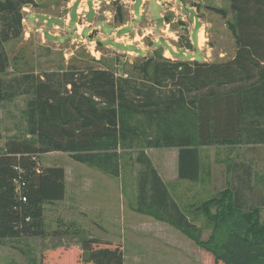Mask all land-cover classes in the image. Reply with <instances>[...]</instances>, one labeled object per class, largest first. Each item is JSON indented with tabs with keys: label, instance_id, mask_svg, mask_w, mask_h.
I'll list each match as a JSON object with an SVG mask.
<instances>
[{
	"label": "trees",
	"instance_id": "trees-1",
	"mask_svg": "<svg viewBox=\"0 0 264 264\" xmlns=\"http://www.w3.org/2000/svg\"><path fill=\"white\" fill-rule=\"evenodd\" d=\"M223 1L232 14L233 60L191 63L149 58L133 64L142 76L140 82L92 67L42 72L40 76L25 73L7 83L0 79V103L21 93L33 95L28 101L27 129L36 137L34 141L8 140L6 153L0 155V196L5 206L16 180L25 184L22 192L26 197L21 212L1 208L0 239L15 234L9 227L4 230L13 222H22L24 232L36 229L42 221V205L64 199V170L52 167L39 172L37 156L66 153L74 161L116 178L120 154L134 149L136 141L143 142V146L137 143L139 149L189 146L192 140L179 136L177 130L194 131L200 146L264 144V0ZM119 3L112 4L117 23L124 21ZM35 5L34 0L0 1V73L8 67L1 44L21 36V9ZM217 12L226 13L223 9ZM178 40L181 45L182 36ZM164 88L172 89L162 92ZM133 117H141L147 127L131 125ZM145 128L151 130V138H145ZM183 152L179 177L190 178L198 174V162L195 157L184 158L191 151ZM145 159L141 152L136 161L151 170ZM184 169L190 174L184 175ZM156 195L155 202L161 197ZM155 206L160 212V204ZM260 208L264 206H239L225 188L200 208L212 230L206 240L194 238L198 228L186 220L171 223L209 253L213 264H264ZM167 216L163 217L168 220ZM24 221L31 222L25 225ZM79 246L83 264H122L118 244L81 238Z\"/></svg>",
	"mask_w": 264,
	"mask_h": 264
},
{
	"label": "crops",
	"instance_id": "crops-1",
	"mask_svg": "<svg viewBox=\"0 0 264 264\" xmlns=\"http://www.w3.org/2000/svg\"><path fill=\"white\" fill-rule=\"evenodd\" d=\"M37 1L39 0H34L36 4L34 7L23 6L21 9L22 19H26V27L22 25L21 36L15 40L1 44L8 59L7 69L5 72L0 73L2 82L7 83L12 78L25 73H31L35 76H40L42 73L36 68L22 73H14L12 67H10L12 58L8 51V46L10 44L13 45V43L32 46L37 51L43 45L53 50L61 49L64 41L69 46H75V49L78 48L77 45L79 44L87 46L91 43V45L95 44V47L99 45L102 53L97 49L98 54L101 56L98 59L105 61V65H102L100 69L109 70H111L110 68L118 67L119 62H117V59H122L123 57L125 60L129 59L128 61L132 63L136 57L142 58L145 55L152 54L154 51H158L163 58H167L166 54H168L170 59L181 62L189 61L192 63L193 61H197L213 63L211 60H208L210 51H212V48L208 47L205 43L208 39L204 38V42H201V34L205 32V26L200 18V11L196 7V4L198 5L201 0H191L194 2V5L183 0H60L64 3L62 9L65 17L62 20L52 17L51 12L45 8H38L40 4ZM116 1H119L122 6L123 22H115V11L112 4ZM215 1L217 2V0ZM223 3L227 2L223 1ZM26 17L31 23L27 22ZM47 17L50 19L47 20V24L44 26L39 23H32L33 20H46ZM57 20H61L62 23L57 22ZM178 21L184 23L178 26V28L187 31L185 37L188 40L190 49H187L182 42L181 45H178L179 37L176 35L177 31L174 29V24ZM56 25L60 28V31L53 36H59V38H55L54 40L49 39L47 36L51 34L49 30ZM62 30L63 35H60ZM75 42L77 43L74 44ZM176 47L179 49L178 54L181 57L173 58L171 54L177 52ZM68 50H71V47ZM70 55H74V52L70 51ZM231 59L233 60V57L229 60ZM111 61L113 62L112 65L110 64ZM10 72L14 74H10ZM2 93L9 95L10 92ZM32 98L33 95L21 93L1 102L0 121L4 117L3 112L6 104H11L14 107L16 103L20 102L25 106L21 112L25 114L27 124L28 101ZM12 115L10 118H12ZM178 134L183 138H190L192 143L182 148L131 149L120 154L119 164L123 155L133 150H138L135 162L139 166V172L136 176L130 178L133 183V186L130 188L133 190V195L131 194L127 199L129 203H134V206L132 203L131 207L135 210H127L129 212L128 215L132 219H135L137 216L148 218L155 225L167 227L169 234H172L174 237L181 235L185 238V235L181 234L182 231L171 223L172 220L180 223L186 220L197 227L198 230L201 229L198 222L201 212L198 206H194V204H197V201H201L210 194L215 195L226 188L231 190L235 202L239 206L245 208H252L255 205L264 206V144L243 143L236 145L200 146L196 144L194 131L186 132L181 130L178 131ZM30 137L33 136L31 135ZM215 146L221 147L216 148ZM181 150L182 155L183 151H191L184 158L188 157L187 160H189L191 157H195V160L198 162V170L196 169V173L198 174L190 178L186 176L179 177ZM218 150L228 151V154H231L228 160H224L225 162H229L226 168L223 167L224 170L219 168L222 165L213 162ZM242 150L243 156L237 153L238 151L242 152ZM141 152H143L145 160L150 163L151 170H145V166L136 161ZM213 165H217V168ZM89 168L91 169V167ZM96 171L99 175L101 174L100 177H104L100 178V182H104L106 176L110 179L120 180L118 183L121 184L120 165L119 175L116 178L105 175L98 170ZM182 173L184 175L190 174L188 169H184ZM82 180V187L80 188V185L77 183L78 189H76L75 185V189H72L71 192L69 188V193L68 185H65L66 197L72 194L71 202H73V195L75 194L74 201L76 204L74 207L81 206L78 200H88L92 194L94 197L100 195L99 199L102 197L103 202L106 200V192L109 188L105 190L100 187L99 189H94L88 178L84 177ZM86 180L90 182L87 183L88 181L86 182ZM66 181L69 180L67 179ZM155 190H157L156 193L158 195L155 194ZM118 193L120 199H122L124 192L121 186H119ZM155 195L156 197L161 196L159 200L156 199V202ZM156 204H160V208H162L160 212L162 214L158 211L159 209L155 206ZM166 215H168V220L163 217ZM154 216H157L158 219ZM209 232L211 233V231ZM210 233L201 239L206 240ZM2 239L4 238L2 237L0 240ZM0 264H10V254H0Z\"/></svg>",
	"mask_w": 264,
	"mask_h": 264
},
{
	"label": "rangeland",
	"instance_id": "rangeland-1",
	"mask_svg": "<svg viewBox=\"0 0 264 264\" xmlns=\"http://www.w3.org/2000/svg\"><path fill=\"white\" fill-rule=\"evenodd\" d=\"M183 1L194 5V2L191 0ZM37 3L40 4L38 8H45L51 12L52 17L60 18L61 20L65 17L62 9L64 3L62 1L39 0ZM196 6L200 11V18L205 26V32L201 34V42H204V38H207L208 41H205V43L208 47L212 48L208 60H211L213 63L228 61L234 57L236 52L235 38L229 29L232 22V14L228 4L223 3L221 0H217V2L215 0H201ZM113 9H115L114 6ZM220 9L225 10L226 13L222 15L217 12ZM61 20H57V22L62 23ZM27 22L31 23L28 18ZM38 22L39 24H43V20L41 19ZM32 23H34V20ZM181 24L184 23L180 21L175 22L174 29L177 31L176 35L178 37L182 36V43L185 44L184 39H187L185 37L187 31L178 28ZM49 32L52 34L47 35L49 39L54 40L55 38H59V36H53L54 31L52 28ZM61 34L63 35V30ZM77 46L78 48L75 49V46H69L64 41L61 49L53 50L43 45L37 51L32 46L13 43V45L10 44L8 46V51L12 58L10 67H12L14 73H22L34 68L41 72H55L66 69L83 70L88 67L96 70L105 65V61L98 59L101 56L93 52L95 48L89 49L86 45L81 44ZM69 47H71V50H68ZM96 49L101 51L99 45H96ZM70 51L74 52V55H70ZM176 51V53L171 54L172 57H181L178 54V48ZM90 52H93L97 59L95 56L92 57ZM166 57H161L158 51H154L152 54L145 55L142 58L136 57L132 63L128 61L129 59L125 60L122 57V59H117V62H119L118 67L110 69L113 70L118 78L134 79L136 82H140L142 76L134 70L133 66L135 63L139 65L143 60L149 58L156 62H163V60H169L170 62L178 61L170 59L168 54H166ZM112 63L111 61L110 64L112 65ZM14 73L10 72V74ZM171 89L164 88L162 92H170ZM23 108L25 106L20 102L16 103L14 107L11 104H6L4 107V117L0 121L2 132L0 152L2 154L6 153L5 144L8 140L21 139L34 141L36 139L34 136L30 137L31 135L26 124V116L21 112ZM11 115L12 118H10ZM130 124L147 127L141 117L131 118ZM145 131L147 135L145 138L153 136L149 128H145ZM177 132L178 130L176 134ZM137 143L143 146V142L136 141L134 149L141 148L137 146ZM215 147L220 148L221 146ZM1 153L0 155H2ZM137 153L138 150H133L121 157L119 164L121 184L118 183L120 180L117 181L106 176L105 181L100 182V178L104 177H100L101 174L99 175L96 169L85 167L84 164L74 161L66 153L51 152L37 156L36 163L39 172L52 167L64 170V182L65 185H68V193L69 188L70 192L72 189H75V185L76 189H78L77 183L81 188L82 178L86 177L91 181L94 189H99L100 187L105 190L109 188L106 192V200L103 202L102 197L99 199L100 195L94 197L92 194L88 200H78L81 206L74 207L76 204L74 201L75 194L73 195V202H71L72 194L68 197L65 194L62 201L44 203L42 205V209H44L42 221L36 229H28L27 232H24L22 222H13L5 225L4 230L9 227V229L15 231V234L8 233L6 237H3L4 239L0 240V254H10V264H83V254L80 251L79 245L81 238H90L120 245L122 264H213L210 254L202 250L194 239L192 240L185 233L182 232L181 234L185 235L186 239L181 235L174 237L172 234H169L167 227L163 226V228L162 226L155 225L151 220L142 218V216L132 219L128 215L129 212L127 210L133 209L131 207L133 202L129 203L127 200L131 194L133 195V190L130 189L133 183L130 178L136 176L139 172V166L135 162ZM237 153L242 155L243 150ZM228 155V151L218 150L213 162L222 165L219 168L224 170L223 167L226 168L229 165V162L224 161L230 158L231 154ZM214 167L217 168V165ZM67 179L69 181H66ZM119 186L122 187L124 192L122 199H120L118 193ZM127 189L129 190L127 191ZM213 195L210 194L204 197L203 201H197V204H194V206H198L200 209L202 204L211 200ZM1 198L0 196V210L1 208H3L4 212L7 210L21 212L23 210L25 202L21 200L22 195H20L15 183L12 198L6 203V206ZM1 218L0 212V220ZM155 218L158 219L157 216ZM260 221L264 224V209L260 210ZM24 222L25 225H28L31 221ZM198 222L201 229L198 230V233L192 234V236L194 238L199 237L198 240L202 241L210 233L209 231L212 230L208 219L202 212L199 214ZM33 231L34 235L32 234ZM92 249L95 250L94 247Z\"/></svg>",
	"mask_w": 264,
	"mask_h": 264
},
{
	"label": "built area",
	"instance_id": "built-area-1",
	"mask_svg": "<svg viewBox=\"0 0 264 264\" xmlns=\"http://www.w3.org/2000/svg\"><path fill=\"white\" fill-rule=\"evenodd\" d=\"M97 6V5H96ZM50 18H46V20H43V26L44 25H46L47 24V20H49ZM21 23H22V25L23 26H25L26 27V19L25 18H23L22 19V21H21ZM34 23L35 24H38L39 22H38V20L36 19L35 21H34ZM52 29H53V31H54V34L55 33H57V32H59L60 30V28L56 25V26H54V27H52ZM90 45H87V47L89 48V49H91V48H95V51H93L94 53H98V51H97V49H96V47H95V44L94 45H91V43H89ZM93 52H90L91 53V55H92V57H94L95 55H94V53ZM96 57V56H95ZM96 59H97V57H96ZM19 181H15L14 183H15V186H16V188H18L19 189V193H20V195H22V198H21V200L23 201V202H26V197L23 195V192H22V189L25 187V184L24 183H18Z\"/></svg>",
	"mask_w": 264,
	"mask_h": 264
}]
</instances>
